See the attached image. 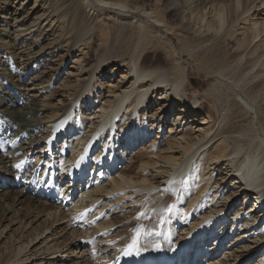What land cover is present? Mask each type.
<instances>
[{"label": "bare ground", "instance_id": "bare-ground-1", "mask_svg": "<svg viewBox=\"0 0 264 264\" xmlns=\"http://www.w3.org/2000/svg\"><path fill=\"white\" fill-rule=\"evenodd\" d=\"M86 1L98 10L108 7L134 13L138 10L103 0ZM196 1L197 9L203 5L212 6L216 11V30L224 31L223 36H218L205 50L200 61L209 76H231L233 82L247 87L242 92L247 100L242 104L237 102L236 92L233 91L234 94L227 85L218 83L217 89L209 91L199 105L195 100L189 104L191 100L185 98L186 86L177 95L183 81L172 82L168 77L175 58L169 50L170 44L161 41L166 37L161 36L162 39L157 40L158 45L147 40L145 50L139 52L136 59L132 58L138 60V68L126 63V76L121 79L128 80L122 87H115L119 89L109 92L113 94L112 98L97 92L98 95L93 96V90L89 89L91 80L88 82L85 88V91L89 89L88 106L79 107L90 109L92 104H98L93 108L95 112L90 114L93 118L71 122L68 117L56 120L58 115L44 116L43 121L46 118L48 123L56 122L46 129L53 130L41 138L46 145L38 148L39 154H46L47 161L31 165L28 159L17 154L19 141L28 139L21 137L15 143L12 140L5 142L15 133L12 129L0 131V208L3 207L0 223L8 222L0 231V243L8 227L16 224L28 227L34 221L46 218L44 227L31 238L24 239L17 250L14 249L5 260H0V264H40L46 257H52L55 262L63 254L62 264H132L138 257L143 260L135 264H175L177 262L172 257L184 256L187 250L181 252L183 248L191 252L190 264H200L198 258L194 259L197 251L208 259L207 264H264V137L260 139L258 149L252 150L249 148L251 142L245 135L229 125L236 118L232 107L252 110L256 106L264 131V17L253 14L252 17L242 18L247 11H251L250 0ZM261 2L264 6V0ZM174 12L176 17L181 14L177 7ZM254 13H259L258 7ZM25 20L26 17L15 18L13 28L25 26ZM4 26L7 30L9 24ZM206 27L211 29L213 26L209 22ZM18 37L10 43L11 53H15L21 45ZM214 37L213 33H207L196 40L204 44ZM22 54L16 52L14 56ZM33 59L37 60L35 56ZM8 60L7 56L0 58V65L8 63ZM232 62L234 66H231ZM21 66L25 71L20 74L22 80L29 68L28 61L22 62ZM105 67L101 62L91 71L93 74L102 73ZM44 84L46 81L40 83ZM128 84L130 86L123 89ZM18 88L17 92L10 91L6 95L10 99L7 114L14 105L22 102L21 87ZM43 90L48 92L40 106H49L44 99L50 97L51 89ZM153 97L155 101H152ZM153 103L159 107L158 111L146 116ZM176 104L178 118L171 121L170 128H165L174 116L171 112ZM32 106L39 109L36 105ZM130 107L119 128L117 120ZM189 117L190 123L199 122L198 125L188 132L184 128L178 131ZM127 122H130L128 127ZM176 125L179 127L174 129ZM81 127L96 134L92 139L86 140L83 136L75 139L78 143L85 142L84 150L70 157L71 150L66 140L72 134H79L77 131ZM106 128L111 131L106 135V139L110 140L108 145L107 140L106 144L100 143ZM120 129L123 130L121 134ZM155 130L159 131L154 135L156 138L147 142ZM165 130L170 134V141L159 138ZM159 139L162 141L158 142ZM28 141L30 150L34 143H40L34 135ZM147 143L150 144L148 149ZM165 143V149L161 150ZM99 144L103 150L94 153ZM139 144L141 150L137 158L140 166L135 173L125 168L124 163L128 165L137 156L130 155ZM106 149L111 150L108 156L103 154ZM120 163L122 171L117 172ZM57 166L65 172L60 181L55 182V178H49V175L47 178L37 174L41 167V172L46 175ZM166 169L172 170L169 176H164ZM153 170H156L155 175ZM77 172L82 175L80 181ZM70 204V209L63 206ZM123 214L128 216L122 218ZM138 215H141L139 219L128 221ZM65 220L71 221V224L73 220L86 222L93 231L91 234L86 230L70 232L71 249L63 252L64 248L55 244L58 230L52 228L59 223L64 224ZM136 223L137 229L131 235V228ZM74 228L75 225L71 229ZM138 232L140 250L125 255ZM124 234V242L121 243L120 238ZM36 241L41 248L32 250L33 246L28 250ZM198 244L200 247L197 250ZM83 248L88 249L80 252ZM149 251L156 253L157 257H148Z\"/></svg>", "mask_w": 264, "mask_h": 264}, {"label": "rangeland", "instance_id": "rangeland-1", "mask_svg": "<svg viewBox=\"0 0 264 264\" xmlns=\"http://www.w3.org/2000/svg\"><path fill=\"white\" fill-rule=\"evenodd\" d=\"M103 1L112 4H123L130 8L136 7L138 10L136 13L126 10H113L109 7L103 9L99 8L98 10L96 7H93L92 3L90 5L86 0H0V58L7 56L10 59L8 63L0 65V131L4 132L5 130L12 129L15 133L14 135L17 134L15 137L12 135L5 139V142L13 141L15 143V141L18 142L21 137L29 140L33 135L39 140L40 143H34L31 150L29 149L28 140L25 142L19 141L20 143L17 145V154L23 159H28L33 166L47 161V159H45L46 154H39L40 152L38 151L40 150H38V148H42L46 145L45 141H42L41 138L45 137L53 130H46L47 127H53L56 123H48L46 118L45 121H43L44 116L58 115L56 120L60 117H68L71 122L89 118L90 114L95 112L93 108L97 107L98 104H92L90 109L79 107L80 105L88 103V90H93L95 94L93 96L98 95L96 94L97 92L102 93V95L105 94L106 97L111 96L110 98H112L113 94L111 95L109 92L116 86L119 88L122 87L123 83L128 80L121 79L126 76V68H124V66L127 67V64L130 63L132 68H134L135 65V67L138 68L139 62L135 60V57L139 52L145 50L144 47L147 46L145 45L147 40L153 45H158V41L162 39L161 36L166 37L165 40L162 39L161 41L170 44L169 50L175 58V61L171 63L172 67L168 77L171 78L172 82L175 80L183 81V86L180 88L177 95H180L183 87L186 86L188 91L185 98L191 100L189 104L195 100L197 101V105H199L202 102V98L207 96L209 91H215L217 89L218 83H224L232 92H236L237 96L234 98L237 102L242 104V102L247 100L242 93L247 87L244 88V85L241 83L233 82L231 76H225L226 78L219 75L213 77L209 76L208 70L204 64H202V61H200L202 60L205 50L216 41L218 36H223L224 33V31L216 30V11H214L211 5H203L197 9L196 0ZM250 1L251 5L249 6L251 11H247L242 18L246 19L252 17L251 15L253 14L264 17L261 16L264 15L262 0ZM175 7L180 8L181 11L178 17L175 16ZM256 7H258L259 13H254ZM23 17H26L25 22L27 21L25 26L13 28L15 18L19 20ZM209 22L213 26L211 29L206 27ZM5 24H9L7 30L4 26ZM242 26L243 25H241V27ZM207 33H213L215 37L204 44L196 40L197 37L206 35ZM17 36H19L18 38L21 45L17 47L18 50L16 52H23V54L14 56L16 52L11 53L10 43ZM21 56H23V58H21ZM34 56L37 58L36 61L33 59ZM241 60L243 61L244 59L241 58ZM26 61H28L29 68L26 71L24 79L21 80L20 74L25 72L24 66H21V64ZM101 62H103V66H106L105 70L102 73L97 72L93 74L91 70ZM149 65H151V63H149ZM234 65L235 64L232 62L231 66ZM89 73L92 74L90 75ZM35 77L38 78L35 80ZM90 80V88L85 91ZM45 81L46 84L40 85L41 82ZM15 83L17 85H14ZM70 83H75L76 85H70ZM18 86L21 87L22 102L20 105H14L13 108L9 110V114H7L8 112L6 113V110L10 106V99L6 95L10 91H12V93L17 92L19 90ZM128 86H130V84L126 85L123 89H126ZM45 88L51 90H49L50 97L44 99L49 106L43 107L40 106V104L43 103V96L48 92V90H43ZM176 97L173 98L172 102L176 100ZM106 99L107 98H105V100ZM198 99H200V101ZM152 101H155L154 97ZM159 104L162 103L159 102ZM32 105H36L35 107L39 109H34ZM177 106L176 104L172 109L171 115L174 116L169 119L170 121L165 128H170V124H173L171 121L178 118L177 114L179 112L176 110ZM151 108L147 109L146 116L155 114L159 107H155L153 103ZM232 108L236 112V118L233 120L232 124L229 125H232L245 135V138L251 142V146L249 145L250 149H258L259 141L264 137V131L259 120L258 108L256 106H253L252 110L247 107L240 109L238 106ZM130 110L131 107L124 112V115L121 114L117 120L119 128L123 125L121 120L128 115ZM61 118L59 120H61ZM90 118H93V116ZM105 118L106 117H104V119ZM190 121L191 118H187L183 124L184 127L182 126L178 131L181 132L184 128V131L188 132L199 123L195 122L193 124L190 123ZM129 124L130 122H127L126 126L128 127ZM178 127L179 125H176L174 129ZM86 129L84 130L82 127L79 128L77 132L80 133L77 135L70 133L72 135L66 140L67 146H69L71 150L69 153L71 154L69 155L70 157L73 153L78 155L84 150L83 145L85 142L81 141L78 143L75 139L83 136V139L87 140L95 136L94 134H96V132L91 133L88 132L90 129ZM166 130L163 134L159 135V138L169 137L170 134ZM117 131L118 130L115 132ZM158 132L159 131L155 130L150 138L147 139V142L156 138L154 135ZM121 133H123L122 129H120V134ZM109 134H111V131L108 132V128H106L102 133V138L100 140L101 144L105 143L107 140L106 135ZM170 139L171 138H168L167 140L170 141ZM160 140L161 139H159L158 142H160ZM109 142L110 140H107V145ZM59 143L61 145V141ZM112 145L113 142H111L110 146ZM140 146L139 144V146L137 145V147L133 149L130 155L131 157L141 150ZM149 146L150 144L147 143L146 148L148 149ZM165 147L166 143L161 147V150H164ZM101 150H103V147H100L99 144L96 146L94 153H99ZM109 152L111 153V150L106 149L103 152L104 156L110 155L108 154ZM143 153H145V150ZM69 156L68 158H70ZM137 157L138 154L128 165L123 162L124 167L132 172H138L137 168L140 166V160ZM92 159L93 158H91L90 161ZM8 165H10V163ZM121 167L123 166L120 163V168L117 172L122 171ZM42 169L43 167H41L37 174H39L40 177L45 176L47 178L49 175V178H55V182L65 173L61 170V166H57L55 169L50 170L49 174L46 172V175L41 172ZM171 171L172 170L166 169V174L164 176H169ZM152 173L155 175L156 170H153ZM31 191H33V189H31ZM63 206L65 209L71 208V204ZM0 209L1 219L3 207ZM127 216V214H123L122 218H126ZM139 216L141 217V215H138L133 217V219L129 218L128 221L139 219ZM45 219L44 217L39 219L40 221H34V223H31L28 227H22L21 224L8 227V229L4 231L2 235L3 239L0 243V260H5L14 249L17 250L23 241L28 237L31 238V235L35 232H39L44 227V223L46 222ZM63 223L64 224L59 223L54 225L52 228V230L55 228L58 230L55 244L61 245L64 248L63 252L71 249L69 248L71 247L69 245L72 241V236L69 235L70 232L73 230H78V232L86 230L87 233L91 234L93 231L91 225H87L86 222L80 220H73L72 224L71 221L65 220ZM7 224V221L0 223V231L4 230ZM73 225H75V228L71 229ZM137 226L138 223L132 226L130 231L131 235L135 233ZM122 229L123 228H121L120 231ZM47 234H49V232ZM125 235L126 234L120 238L121 243L124 242ZM38 241L30 245L28 250L33 246L32 250L41 248V246L36 245ZM87 249L88 248H83L80 252L86 251ZM156 255V253L149 251L148 257L151 256L155 258L157 257ZM62 257H65V254L59 255L55 262L51 260L52 257H46L40 264H62ZM42 258H44V256H42ZM141 260H143L142 257L135 258L132 264L140 262Z\"/></svg>", "mask_w": 264, "mask_h": 264}, {"label": "snow or ice", "instance_id": "snow-or-ice-1", "mask_svg": "<svg viewBox=\"0 0 264 264\" xmlns=\"http://www.w3.org/2000/svg\"><path fill=\"white\" fill-rule=\"evenodd\" d=\"M139 232L137 233V235L133 238L132 243L128 245L127 250L125 251V255H129L131 254L132 251H139ZM158 247V245H157Z\"/></svg>", "mask_w": 264, "mask_h": 264}]
</instances>
